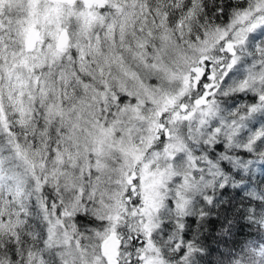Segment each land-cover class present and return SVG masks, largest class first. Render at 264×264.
Wrapping results in <instances>:
<instances>
[{
    "label": "snow or ice",
    "instance_id": "obj_1",
    "mask_svg": "<svg viewBox=\"0 0 264 264\" xmlns=\"http://www.w3.org/2000/svg\"><path fill=\"white\" fill-rule=\"evenodd\" d=\"M0 264H264V0H0Z\"/></svg>",
    "mask_w": 264,
    "mask_h": 264
}]
</instances>
